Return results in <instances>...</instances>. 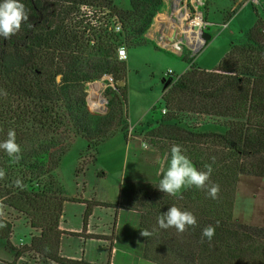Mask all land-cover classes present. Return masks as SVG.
<instances>
[{"label":"trees","instance_id":"16d2710c","mask_svg":"<svg viewBox=\"0 0 264 264\" xmlns=\"http://www.w3.org/2000/svg\"><path fill=\"white\" fill-rule=\"evenodd\" d=\"M50 1L62 4L60 10ZM22 2L28 23L11 39L0 38V141L14 129L22 157L16 162L0 151V203L24 214L37 232L30 243L15 248L16 260L33 253L59 264H99L61 255L67 197L56 171L76 138L86 139L90 151L128 130L127 62L119 59L118 49L149 43L160 48L146 35L165 0H128L126 8L115 0ZM73 4L106 8L122 23L121 31L101 17L91 26L71 21ZM256 11L254 26L242 41L232 43L214 69L196 65L188 53L182 56L190 67L166 81V113L148 133L153 144L163 140L179 145L198 170L207 171L206 165H211L206 187L186 189L177 198L160 192L159 183L124 181L117 206L85 201L84 229L93 206L112 205L141 214L140 224L149 233L144 256L158 264H264V227L233 221L240 176L264 178V18ZM106 74L114 78L106 89L108 111L94 114L88 84ZM182 113L219 119L221 130L184 127L177 121ZM17 179L23 190L15 187ZM213 186L219 189L215 199L208 194ZM172 206L193 213L197 225L184 233L169 228L173 237L165 238L163 231L169 229H160L158 218ZM209 226L215 228L211 241L202 237ZM13 231L14 222L0 217V240L10 243ZM175 237L182 247H174ZM158 240L169 252L156 251Z\"/></svg>","mask_w":264,"mask_h":264},{"label":"rangeland","instance_id":"374dc122","mask_svg":"<svg viewBox=\"0 0 264 264\" xmlns=\"http://www.w3.org/2000/svg\"><path fill=\"white\" fill-rule=\"evenodd\" d=\"M50 3L54 9L60 10L62 4L55 1H50ZM115 3L122 8L128 7V0H115ZM175 3L176 0H165V6L161 12L168 13ZM241 3L240 0H207V4L202 6L203 9L207 8L204 11V17L210 23L208 33L211 35V39L198 52H191L190 49H187L190 55L192 53L191 56L196 65L203 69L215 68L228 52L232 43L242 41L244 34L254 26L258 16L256 10L264 18V0H262L263 7L261 8L251 4L241 7ZM73 6L75 5L73 4ZM75 7V12L70 16L71 21L72 18H75L79 21L83 20L84 24L89 23L91 26L100 23L99 17L103 19V23H110L113 20V16H109V10L106 8L90 5ZM226 21L229 23L224 26ZM150 30L148 34L152 39ZM154 41L159 46L158 42ZM125 47L127 48L128 130L126 132L118 131L98 148H92L90 151L87 150L86 139L76 138L56 171L57 180L65 189V197H67L62 224L68 230L83 231L87 209L86 202L72 200L73 198L86 197L90 198V201L106 202L117 206L124 181L159 183L160 177L157 172L160 161L166 154L170 156L171 148L175 145V143L163 140H159V144H153L148 133L163 116L162 96L166 80L177 79L190 67V63L185 61L181 55L175 54L171 50L167 51L165 48H156L151 43L132 48H128L127 45ZM169 70L174 72L173 77L168 75ZM94 82L103 83L101 94L109 100L106 94L109 82L104 77ZM94 82L88 84L89 108L94 114L97 112L98 114L106 113L108 111L107 101L104 104L106 109L102 110L95 108L92 104L91 89ZM155 107L157 108L155 109ZM177 121L184 127L198 128L197 131H220L219 126L222 123L219 119L192 113L180 114ZM131 127L134 128L133 131H130ZM192 163L194 164L193 161ZM117 210L112 205L110 207L93 206L92 230L112 235L117 222H119L121 232H127V228L137 229L139 219L134 216L136 214L125 211L123 217L120 215L118 217ZM0 217L16 222V229L11 235L10 243L3 239L0 240V256H7L8 253L15 251V248L30 243L31 236L37 233L35 231L31 234V227L25 225L29 224V221L24 214H20L2 203H0ZM19 219L20 221H18ZM233 221L236 224L264 227V178L250 175L240 176ZM160 231L156 229V232ZM163 232H165V238L173 237V229ZM83 234L84 236L66 233L62 240L64 252L68 255L82 257L85 251L87 259L98 260L102 257L103 260H107L110 243L106 240L87 239L85 238V236L87 237L86 233ZM97 236L102 237L101 235ZM146 239L145 236L144 252ZM175 241L174 247L178 245V247H182L179 238L175 237ZM156 244L157 252H169L163 240H158ZM25 256L26 261H21V264H29L35 259H39L33 253H28ZM146 260L151 264H158L149 259Z\"/></svg>","mask_w":264,"mask_h":264},{"label":"clouds","instance_id":"9594fccd","mask_svg":"<svg viewBox=\"0 0 264 264\" xmlns=\"http://www.w3.org/2000/svg\"><path fill=\"white\" fill-rule=\"evenodd\" d=\"M28 21L29 14L22 0H0V38L8 40L16 36L21 31L22 25ZM0 151L6 153L9 158L16 162L22 158L21 148L16 142L14 129L8 131L7 139L0 141ZM206 168L207 171L198 170L192 161L184 155L182 148L179 145H174L171 148L170 156L166 154L164 159L160 161L157 172L160 179L158 187H155L169 196L182 198V192L186 189L192 187L204 189L206 187L213 172L211 165H206ZM14 185L23 190L24 185L20 179L15 180ZM218 190V186L209 188V196L215 199ZM158 225L160 229L175 228L178 233H184L188 228L197 225V219L190 211L172 206L158 218ZM142 235L147 237L149 233L143 231ZM214 235L215 228L211 226L202 232V237L209 241L214 238Z\"/></svg>","mask_w":264,"mask_h":264},{"label":"built area","instance_id":"2783aa9c","mask_svg":"<svg viewBox=\"0 0 264 264\" xmlns=\"http://www.w3.org/2000/svg\"><path fill=\"white\" fill-rule=\"evenodd\" d=\"M240 1H242L241 7L248 4L259 8L263 7L262 0ZM204 4L205 0H179L178 4L175 3L168 13L160 12L150 28V35L154 38L151 40H156L162 49L171 50V52L181 56L188 53L189 57H192V53L190 55L187 49H190L191 52H198L207 44L204 33L208 31L210 23L204 17V9L202 8ZM228 23L229 21H226L224 26H227ZM112 25L115 31H121L122 23L117 17H113ZM118 57L121 60H126L127 48L125 45L119 47ZM168 75L173 77L174 72L169 70ZM104 78L109 82V85H114L112 75L106 74ZM104 99L108 102L105 97ZM162 112L166 113V110L163 109ZM130 130L133 131L134 128L131 127ZM129 135L131 136V133Z\"/></svg>","mask_w":264,"mask_h":264},{"label":"crops","instance_id":"0c3cea01","mask_svg":"<svg viewBox=\"0 0 264 264\" xmlns=\"http://www.w3.org/2000/svg\"><path fill=\"white\" fill-rule=\"evenodd\" d=\"M146 36L148 38H150L148 33ZM207 70H212V69H207ZM73 199H78L79 202L80 201L81 202L82 201L83 202L90 201V198H86V197L73 198ZM98 202H100V201H98ZM101 203H106V202H101ZM97 206H99V205H97ZM117 209H118L117 210L118 217H119V215L123 217V215H124L123 212H125V211H126V213L130 212L132 214H136L134 216H137V218L139 219V224L137 225V229L127 228V232H121L119 222H117L116 225L114 226L115 228L112 232V235L107 234L106 232H103V233L95 232L92 230V226H91V219L93 217L94 212H92V214L88 218L87 228L86 229L83 228V231H81V232L79 230H73V229L68 230V229L64 228L62 221H61V229L65 231L64 235L69 232L71 234L74 233L77 235L84 236L83 233L85 232L87 235V237L85 236V238H87V239H100V240H106L107 242H109L110 243V251L108 253V259L107 260H103L102 257L99 258L98 260L87 259V258H85V254H86L85 251L83 252L84 256H82V257L68 255L64 252V250L62 248V241H61V255L64 257L73 258V259H84L86 261L93 262V263H99V264H151L143 256L144 245H145V236L142 235V232L143 231L145 232V230L141 227V224H140L141 214L138 211H134V210H125L122 208H117ZM127 218H129V217H127ZM18 221H20V219ZM25 225L27 227H31L27 223ZM15 229H16V222H14V230ZM31 230H32L31 234H33V232H35V230L33 228H31ZM92 234L101 235L102 237L92 238L90 236ZM62 240H63V237H62ZM15 256H16V252L14 250H13V252L8 253L7 256H5V255L0 256V264H12L13 262H15V264H21V261H26L25 255L19 257L17 260H16ZM36 258H39V259H35L34 262L32 261V263L30 262L29 264H59V263H55V262H52L50 260L41 258L40 256H37Z\"/></svg>","mask_w":264,"mask_h":264},{"label":"bare ground","instance_id":"6f19581e","mask_svg":"<svg viewBox=\"0 0 264 264\" xmlns=\"http://www.w3.org/2000/svg\"><path fill=\"white\" fill-rule=\"evenodd\" d=\"M179 0H177L178 4ZM103 83L102 82H96L95 84H92V89H91V101L92 104L94 105L95 108H99V110H102L105 104V99L101 94V90L103 88Z\"/></svg>","mask_w":264,"mask_h":264},{"label":"water","instance_id":"95a60500","mask_svg":"<svg viewBox=\"0 0 264 264\" xmlns=\"http://www.w3.org/2000/svg\"><path fill=\"white\" fill-rule=\"evenodd\" d=\"M204 36H205L206 40H210L211 39V35L208 33V31H206L204 33ZM94 83H96V82H94Z\"/></svg>","mask_w":264,"mask_h":264}]
</instances>
